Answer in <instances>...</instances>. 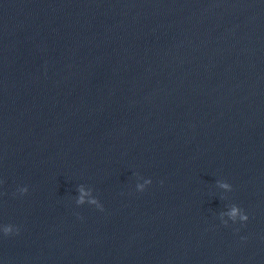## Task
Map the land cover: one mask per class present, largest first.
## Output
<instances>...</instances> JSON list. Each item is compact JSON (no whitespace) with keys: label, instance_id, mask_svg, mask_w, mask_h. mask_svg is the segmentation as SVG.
<instances>
[{"label":"water","instance_id":"obj_1","mask_svg":"<svg viewBox=\"0 0 264 264\" xmlns=\"http://www.w3.org/2000/svg\"><path fill=\"white\" fill-rule=\"evenodd\" d=\"M0 264H264V0H0Z\"/></svg>","mask_w":264,"mask_h":264},{"label":"clouds","instance_id":"obj_2","mask_svg":"<svg viewBox=\"0 0 264 264\" xmlns=\"http://www.w3.org/2000/svg\"><path fill=\"white\" fill-rule=\"evenodd\" d=\"M142 187V186H141ZM233 214H235V209L233 210ZM246 219V217H244Z\"/></svg>","mask_w":264,"mask_h":264}]
</instances>
